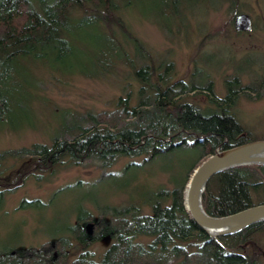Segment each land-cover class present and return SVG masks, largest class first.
Segmentation results:
<instances>
[{
  "label": "trees",
  "instance_id": "16d2710c",
  "mask_svg": "<svg viewBox=\"0 0 264 264\" xmlns=\"http://www.w3.org/2000/svg\"><path fill=\"white\" fill-rule=\"evenodd\" d=\"M113 21L134 39L136 47L145 48L117 15L115 0H0V120L23 117L20 109L29 108L27 64L61 71L65 62L80 60V51L87 54L81 44L91 39L94 25L101 23L118 40L110 28ZM99 52L100 70L78 68L77 74L99 77L123 61H112L104 47ZM146 53V62L134 69L139 84L136 103L127 92L111 110L82 114L77 126L54 136L51 143L0 152V161H15L11 169L0 171V197L4 199L6 191L62 164L65 158L75 165L94 159L103 168L113 166L120 157H145L152 162L181 148L198 149L201 158L180 185L159 188L144 206L105 205L97 215L79 217L71 227L76 245L71 237L60 236L39 246L9 247L0 250V264H262L264 220L214 238L185 207L186 184L198 165L217 150L256 139L234 111L240 94L249 92L240 88L235 77L227 81V95L219 98L210 83L204 86V95L216 107L202 110L185 100L202 93V86L174 80L171 63L156 65ZM260 191H264V165L238 166L210 180L203 205L208 214L224 216L257 204L253 195ZM149 205L147 213L144 207ZM107 238L111 244L97 258L90 247Z\"/></svg>",
  "mask_w": 264,
  "mask_h": 264
},
{
  "label": "rangeland",
  "instance_id": "374dc122",
  "mask_svg": "<svg viewBox=\"0 0 264 264\" xmlns=\"http://www.w3.org/2000/svg\"><path fill=\"white\" fill-rule=\"evenodd\" d=\"M115 2L117 15L145 48L136 47L134 39L125 36L114 21L110 28L118 40L98 23L91 29V39L81 44L87 54L80 51V60L65 62L61 71L50 65L27 64L31 103L28 109H20L23 117L0 120V152L36 142L51 143L54 136L77 126L82 114L111 110L127 92L136 103L139 84L134 69L146 62V50L156 65H173L174 80L202 86V93L185 98L202 110L216 107L204 95L205 85L211 83L213 93L223 98L227 81L236 77L240 88L249 93L240 94L235 114L256 139H264V0ZM241 13L251 17V31L236 29L235 19ZM103 47L112 61H123L99 77L77 74L78 68L100 70L97 60ZM88 56L93 58L86 59ZM237 87L233 85V89ZM200 158L201 151L190 148L152 162L145 157H120L109 168L94 159L75 165L65 158L62 164L6 191L4 199L0 197V250L39 246L60 236L71 237L76 245L71 227L79 217L97 215L105 205L145 203L159 188L180 185ZM14 164L10 158L0 161V171ZM253 199L257 204L264 202V191ZM144 210L150 213V205ZM110 244L107 238L90 249L99 258ZM260 250L264 264V239Z\"/></svg>",
  "mask_w": 264,
  "mask_h": 264
},
{
  "label": "water",
  "instance_id": "95a60500",
  "mask_svg": "<svg viewBox=\"0 0 264 264\" xmlns=\"http://www.w3.org/2000/svg\"><path fill=\"white\" fill-rule=\"evenodd\" d=\"M238 31H251L252 19L247 13L235 19ZM264 165V139H255L223 150L205 159L192 172L185 188V207L195 222L210 236H222L240 232L256 222L264 220V202L240 211L212 216L203 205V195L210 180L218 173L238 166Z\"/></svg>",
  "mask_w": 264,
  "mask_h": 264
}]
</instances>
